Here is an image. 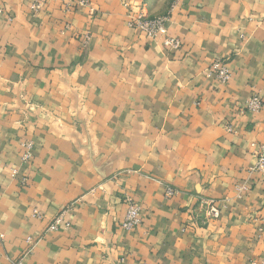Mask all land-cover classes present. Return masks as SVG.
<instances>
[{
	"label": "crops",
	"instance_id": "1",
	"mask_svg": "<svg viewBox=\"0 0 264 264\" xmlns=\"http://www.w3.org/2000/svg\"><path fill=\"white\" fill-rule=\"evenodd\" d=\"M158 3L0 0V264H264V108L241 113L264 101V0ZM131 11L168 16L181 48ZM68 208L71 229L49 231Z\"/></svg>",
	"mask_w": 264,
	"mask_h": 264
},
{
	"label": "built area",
	"instance_id": "2",
	"mask_svg": "<svg viewBox=\"0 0 264 264\" xmlns=\"http://www.w3.org/2000/svg\"><path fill=\"white\" fill-rule=\"evenodd\" d=\"M46 5V0H31L30 10L33 15L39 14ZM129 14V20L127 25L130 29L136 30L143 35L146 36L151 41H159L163 40V45L166 48L178 50L181 48V42L179 38L173 37L169 34V29L167 23L169 21L168 16H160L155 18H149L144 13L138 12L136 14ZM207 76L209 78H213L221 84H228L231 80L232 74L230 70V66L227 60L225 59H216L210 68L207 71ZM264 108V101L259 94L253 95L248 101H246L243 109L241 111L242 114L245 113H259ZM25 152L21 157V161L23 164H29L33 161V144L25 143ZM256 149L255 155L257 156V165L255 170L264 172V145H253ZM14 175H18L17 170L12 171ZM28 182V178H24L22 180L23 185H26ZM247 187L242 186L237 188L238 197L241 198L244 193L247 192ZM167 196L171 197L175 195V191L168 188L166 192ZM127 210L124 221L122 223V229L125 232H131L135 229L142 226L144 222V216L142 207L139 203L128 199L127 201ZM70 212V208L65 209L60 213V215L53 221V223L49 227V231L58 232L62 229L69 230L71 229V223L68 219V213ZM209 216L212 219H217L220 217L221 209L215 205L213 201L209 208ZM36 216H39V213L35 212ZM14 264H23L22 260L17 261Z\"/></svg>",
	"mask_w": 264,
	"mask_h": 264
},
{
	"label": "rangeland",
	"instance_id": "3",
	"mask_svg": "<svg viewBox=\"0 0 264 264\" xmlns=\"http://www.w3.org/2000/svg\"><path fill=\"white\" fill-rule=\"evenodd\" d=\"M174 1H175V0H174ZM155 2H156L157 5L154 4V6H156V7L160 6L159 3H158V0H155ZM161 6H162V5H161Z\"/></svg>",
	"mask_w": 264,
	"mask_h": 264
}]
</instances>
